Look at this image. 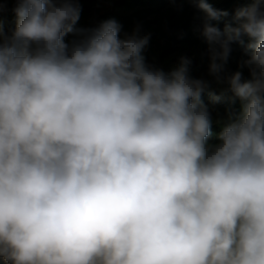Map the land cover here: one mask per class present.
Instances as JSON below:
<instances>
[{
    "label": "clouds",
    "instance_id": "1",
    "mask_svg": "<svg viewBox=\"0 0 264 264\" xmlns=\"http://www.w3.org/2000/svg\"><path fill=\"white\" fill-rule=\"evenodd\" d=\"M14 2V30L0 25V264H264V0H237L223 31L227 10L186 0L218 82L233 44L246 56L212 97L241 102L215 134L188 58L166 73L139 27H76L80 0Z\"/></svg>",
    "mask_w": 264,
    "mask_h": 264
},
{
    "label": "rangeland",
    "instance_id": "2",
    "mask_svg": "<svg viewBox=\"0 0 264 264\" xmlns=\"http://www.w3.org/2000/svg\"><path fill=\"white\" fill-rule=\"evenodd\" d=\"M212 7L227 10L229 16L220 22H213L223 31L225 24L235 26L233 20L234 10L247 6L237 0H209ZM0 25L6 34H10L16 25L14 9L17 4L14 0H0ZM80 19L76 27L92 28L101 22L114 19L121 26V36L131 34L137 27L140 34L149 36V43L144 48L142 55L145 62L171 72L179 66L182 57L188 58L189 75L192 78L202 79L210 87L202 94V101L209 107L213 120V133H219L223 124L227 122L229 111L239 113L241 102L234 104L228 100L230 93L222 96L221 103L213 105L212 97L220 96L227 89V77L241 70L239 62L246 56L243 49L232 45V52L224 71L220 74V82L210 74V54L208 45L200 35L204 13L194 4L186 0H80ZM69 35L66 40L71 41ZM245 79L250 78L247 68L242 69ZM209 143H217L215 138Z\"/></svg>",
    "mask_w": 264,
    "mask_h": 264
}]
</instances>
